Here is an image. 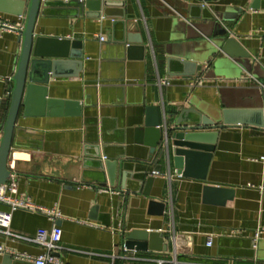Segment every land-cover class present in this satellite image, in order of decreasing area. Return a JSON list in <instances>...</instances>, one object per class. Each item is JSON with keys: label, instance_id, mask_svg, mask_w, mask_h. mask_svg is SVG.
<instances>
[{"label": "crops", "instance_id": "0c3cea01", "mask_svg": "<svg viewBox=\"0 0 264 264\" xmlns=\"http://www.w3.org/2000/svg\"><path fill=\"white\" fill-rule=\"evenodd\" d=\"M21 1L0 0L3 21L23 22L25 15L16 13ZM82 1L85 5L49 0L37 17L36 34L83 41V58L81 65L50 79L48 97L62 102L47 109L33 102L27 116L21 106L16 124L21 132L10 160L18 185L12 196L60 210L56 254L65 264H264V128L218 129L206 180L182 176L174 168L170 172L162 161L150 196L143 194L144 184L135 186L139 193L118 191V183L99 185L101 176L86 169L83 154L87 141L99 133L103 153L125 159L132 179L141 180L153 173L149 150L158 138L137 142L147 106L158 105L164 123L194 103L219 107L223 98L241 92L252 91L264 106V92L253 78L264 81V0ZM216 21L230 32L228 51L247 56L246 65L211 41ZM19 36L18 30L0 26V142L22 46ZM124 37L126 45H145L143 58L138 47L130 58L123 55L119 42ZM55 46L45 45L43 53L57 52ZM181 59L202 64V72L194 78L184 74ZM96 118L98 131L92 125ZM205 185L233 189V197L225 204L208 200ZM152 198L168 202L163 216L149 214ZM0 209L9 206L0 203ZM53 224L46 212L16 210L12 234L0 228V264H34L15 254L43 253L32 239L39 228ZM132 229L156 232L154 248L124 251L125 233Z\"/></svg>", "mask_w": 264, "mask_h": 264}, {"label": "water", "instance_id": "95a60500", "mask_svg": "<svg viewBox=\"0 0 264 264\" xmlns=\"http://www.w3.org/2000/svg\"><path fill=\"white\" fill-rule=\"evenodd\" d=\"M49 0H22L21 7L16 12L25 15V23L20 30L19 39L22 43L17 68L12 78L13 87L10 93V102L6 120L2 130L0 142V185L6 183L11 174L10 160L12 157L13 144H16L21 130L16 129L17 119L20 108L25 107L24 116L29 105L38 102L43 108L47 109L54 103L62 102L58 99L48 97L49 83L51 77L58 75L61 69L72 65H81L83 58V41L74 38L49 37L38 35L35 32L37 17L42 8ZM191 1V0H187ZM208 2L210 0H197ZM80 5H85L82 0H78ZM251 7L261 8L259 3H253ZM192 26L201 34L206 35L199 26L192 23ZM215 35L214 41H211L221 48V50L231 55L237 63L245 64L249 59L247 56L232 55L228 51V45L232 41L230 32L220 22L213 23ZM115 40V39H113ZM126 37L122 38L119 45L123 48V55L131 57L135 47L145 52L144 44H125ZM55 43L57 52L45 54L43 50L45 45ZM142 43V39L140 41ZM126 53V54H125ZM41 58H48L42 59ZM172 57H170V60ZM183 71L191 78L196 76V72H202L203 65L197 61L181 59ZM189 66L194 70L190 73L186 71ZM253 68V67H252ZM255 68V66H254ZM256 75V74H255ZM261 99L262 95H261ZM69 104L81 106L79 101H67ZM46 112V111H45ZM80 113L81 111H77ZM174 119L164 120L161 117L160 108L153 104L146 107V118L142 128L136 130V139L140 143L145 136L157 137V145H151L149 158L153 159V173L146 175L141 180L132 179V174L125 167V159L109 157L103 153V146L100 142L99 133L96 139L87 141L84 145V166L86 169L97 173L101 178L97 179L99 185L107 187H116L119 184L118 191L137 192L139 187L144 184L143 194L150 196L151 188L156 181V174L161 171L162 161L166 168H174L178 174L186 177H197L203 180L207 178V171L213 152L216 147V138L218 129L233 125H248L264 128V106L260 100L254 96L253 92H241L232 98H223L220 106L206 103L203 107L194 103V106L184 108L179 112L173 113L170 117ZM96 130H99V119L96 118L92 124ZM156 128L159 129V135ZM87 162L91 164L87 165ZM144 174H146L144 172ZM205 198L208 200H217L220 204H225L227 200L232 199L234 191L216 185H205ZM168 202L161 199L152 198L149 201V214L163 216L165 214ZM157 239L156 232L148 229H132L125 233L124 245L129 249H153V243ZM257 247L259 244L257 243ZM255 250L254 257L257 250Z\"/></svg>", "mask_w": 264, "mask_h": 264}, {"label": "built area", "instance_id": "2783aa9c", "mask_svg": "<svg viewBox=\"0 0 264 264\" xmlns=\"http://www.w3.org/2000/svg\"><path fill=\"white\" fill-rule=\"evenodd\" d=\"M25 20V17H23ZM24 20L19 25L10 24L8 22H5L0 17V26L16 29L18 31L22 30L24 27ZM101 41L105 40V37H100ZM256 81L257 86L259 89H261L264 92V81L253 77ZM162 83L168 84V81H161L160 85ZM10 169L13 168V162L10 163ZM18 192V185L16 176L14 173L11 174L9 180L0 185V203L6 204L9 206V209L4 210L0 209V228L4 229L5 233L12 234L10 231L13 213L18 209H29L33 211H43L48 213V215L53 219L54 224L51 228H45L41 227L36 231V234L32 241L37 243L38 245H41L44 247V252L39 255H32L28 252H20L15 254V258L18 260L23 261H31L34 264H65L61 257L56 254V251L60 248V241L62 236V229L60 226H58L55 221L58 218L62 217V214L59 209L57 208H45L39 205H36L33 203L30 199H23V198H15L12 196V194H15ZM262 232V229H259L256 231V237H259V234ZM208 245L212 244V237H209ZM256 245V244H255ZM129 248H127L123 244V250L127 251Z\"/></svg>", "mask_w": 264, "mask_h": 264}]
</instances>
